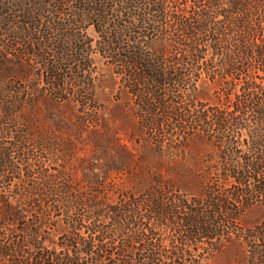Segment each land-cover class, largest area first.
I'll list each match as a JSON object with an SVG mask.
<instances>
[{
    "label": "trees",
    "instance_id": "1",
    "mask_svg": "<svg viewBox=\"0 0 264 264\" xmlns=\"http://www.w3.org/2000/svg\"><path fill=\"white\" fill-rule=\"evenodd\" d=\"M219 257L264 264V0H0V264Z\"/></svg>",
    "mask_w": 264,
    "mask_h": 264
},
{
    "label": "rangeland",
    "instance_id": "2",
    "mask_svg": "<svg viewBox=\"0 0 264 264\" xmlns=\"http://www.w3.org/2000/svg\"><path fill=\"white\" fill-rule=\"evenodd\" d=\"M97 73H96V98L100 104L98 114L101 122L106 127L108 134H98L99 140L105 144L108 155L113 156L117 161H126L128 158L121 153L112 150L114 137L120 139L123 143L130 144L126 138L127 131L132 129L135 120L133 114L128 109V96L119 92V79L114 75L111 68L97 56ZM65 114L72 115L74 112L71 108L64 109ZM54 126L55 122L48 121ZM85 135V133H84ZM117 139V140H118ZM89 140V139H88ZM87 140V141H88ZM84 142V141H83ZM89 149V142H85ZM193 153H196L193 150ZM102 155V153H101ZM84 160H89L90 153L88 151H80L79 155ZM79 158V157H78ZM123 158V159H122ZM84 161V162H86ZM77 160L75 161V163ZM84 169H78V175H82ZM259 216L258 213L252 212L248 214L249 220H254ZM220 257L213 259L210 264H220Z\"/></svg>",
    "mask_w": 264,
    "mask_h": 264
}]
</instances>
